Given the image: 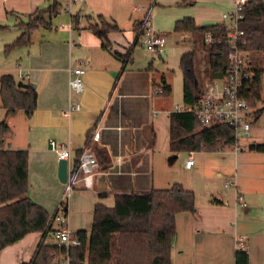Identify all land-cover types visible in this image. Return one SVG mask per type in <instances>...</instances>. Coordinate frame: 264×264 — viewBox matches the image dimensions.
<instances>
[{"label":"crops","instance_id":"obj_1","mask_svg":"<svg viewBox=\"0 0 264 264\" xmlns=\"http://www.w3.org/2000/svg\"><path fill=\"white\" fill-rule=\"evenodd\" d=\"M45 1L14 0L15 6L3 7L5 15L16 12L13 15L20 22L48 9L49 18L34 30L28 45L0 60V75L10 73L17 82L32 85L37 93L36 109L30 117L20 110L7 117L9 132L0 148L27 150V195L46 211H54L61 200L63 184L57 178L58 160L49 140L68 144L71 160H75L88 132L98 128L100 140L94 144V151L99 167L92 179L93 187L75 188L62 213L64 225L70 231L89 232L94 206L112 208L115 194H142L151 188H169L179 183L169 176L161 183L158 174L166 171V162L170 164L181 152H187L182 168L193 169L195 162L186 168L185 161L193 158L196 151H170L169 130L170 112L178 106H191L183 104L179 66L181 55L188 51L181 50L175 56L167 50L165 55H151L148 59L135 56L136 47L127 50L134 44V25L141 16L140 11H132V5H145L148 0H84L73 14L67 13L68 3L61 13L59 0H51L43 9L40 6ZM157 5L179 16L174 23L191 17L197 26H205L224 23L222 14L231 11L232 0H211L206 8L197 6V0H159ZM99 16L117 27L107 34L106 49L90 29L98 23ZM154 26L168 44L170 34L155 23ZM127 28L130 29L125 31ZM127 52L128 60L123 64L121 57ZM74 68L85 71L81 93L69 88L70 70ZM175 70V81L171 83L168 73L175 74ZM163 84L171 88L169 95L157 93ZM74 103H79L80 109L64 115ZM3 117L0 105V121ZM237 175L235 169L227 177L236 186L224 184L233 189L232 195L213 193L206 186L204 195L198 197L194 186L185 188L194 192L195 208L175 215L171 264H234L239 248L248 253V264H264V220L257 215L264 202V174L257 175L255 184L248 187L237 184ZM56 214L54 211L50 219ZM54 221L52 228H59L60 222ZM41 235L30 232L4 247L0 264L29 262ZM239 238L241 247L237 246ZM57 263L58 258L52 264Z\"/></svg>","mask_w":264,"mask_h":264},{"label":"trees","instance_id":"obj_2","mask_svg":"<svg viewBox=\"0 0 264 264\" xmlns=\"http://www.w3.org/2000/svg\"><path fill=\"white\" fill-rule=\"evenodd\" d=\"M48 12L49 9L37 11L35 15H29L26 22L18 23L22 31L11 44L5 45L4 52L28 45L32 33L44 23ZM241 15L239 28L244 32L245 43L240 48L248 52L253 89L259 91L264 75V0H249ZM98 20L90 29L106 49L107 34L117 27L100 16ZM134 26L135 29L137 24ZM226 30L225 23L197 26L191 17H183L174 23L175 34L199 36L207 55V66L202 74L194 50L180 57L183 104H196L203 82L223 76L230 51L223 43ZM207 35L213 39L212 43L204 42ZM127 54L121 57L123 64L128 60ZM162 86V94L169 95L171 88L165 84ZM36 99L37 93L32 85L18 87L12 74L0 75V105L4 110L0 121V143L9 132L7 117L18 110L30 117L36 109ZM169 121L172 152L223 150V146H232L236 141L235 133L229 127L215 124L204 128L188 111L170 112ZM249 149L264 153V143L250 144ZM27 160L25 149L0 148V251L30 232H40L41 239L33 257L23 264H52L64 255L66 249L47 242L53 230L52 219L27 195ZM194 208V192L180 183H173L166 189L151 188L142 194H115L112 208L100 204L94 206L89 232H75L81 243L69 247L70 264H171L175 215L192 212ZM234 264H248V253L244 249L235 252Z\"/></svg>","mask_w":264,"mask_h":264},{"label":"built area","instance_id":"obj_3","mask_svg":"<svg viewBox=\"0 0 264 264\" xmlns=\"http://www.w3.org/2000/svg\"><path fill=\"white\" fill-rule=\"evenodd\" d=\"M7 0H1L6 2ZM84 0H68V10L72 3L83 2ZM249 0H232V7L229 13L222 14L226 23V32L223 43L229 46L228 66L221 78L205 80L199 89V99L193 106L175 107L176 111H188L193 114L198 123L204 127L215 124H223L235 133L236 141L234 149L239 150L238 140L240 136L247 137L252 120H257L264 114V85L258 90L253 89L252 73L249 68L248 52L240 47L244 44V32L239 28V20L242 18L241 11ZM159 0H148L145 5H132V11H140L141 16L135 28V42L133 47H143L150 55L160 56L165 53L167 39L153 27V10ZM205 43L213 42L210 35L204 39ZM84 69L74 68L70 70L69 88L72 92L81 93L83 90L82 75ZM163 87L157 89V93H163ZM80 109L79 103L70 104L63 113L69 114L71 111ZM100 140L98 128H92L88 132L85 142L80 149V153L75 160H71V147L68 144L57 143L50 139V149L56 154L57 160H66L67 174L66 182L63 183L61 200L58 204L57 212L63 213L64 203L75 188L91 189L92 179L96 174L99 164L95 156L94 144ZM193 158L185 161V167L193 165ZM228 186H236L231 182ZM241 201V198H239ZM244 205L243 201L240 202ZM64 215V214H63ZM63 215L57 217L60 222L59 228H53L49 234L48 242L60 247H65L66 252L57 264H70L68 249L71 246L80 245L81 241L75 233L70 231L64 224ZM55 217V218H56ZM51 226L53 225V220ZM238 247L242 246L241 238L238 239ZM242 249V248H239Z\"/></svg>","mask_w":264,"mask_h":264},{"label":"rangeland","instance_id":"obj_4","mask_svg":"<svg viewBox=\"0 0 264 264\" xmlns=\"http://www.w3.org/2000/svg\"><path fill=\"white\" fill-rule=\"evenodd\" d=\"M13 2L14 0H7L4 4L0 2V60L4 59L3 56L8 57L13 51L21 48H15L9 53L4 52L5 45L11 44L19 36L18 31H20V33L22 31V29L17 26L20 21H17V19L13 15L16 14V12H9L5 15L3 11L4 5L6 8L15 6ZM50 2L51 0H46L40 7L44 9L50 4ZM59 3V11L61 13H64L63 8L65 4L68 3V0H59ZM135 3L139 4L138 2ZM209 3H211V0H197V6L199 7L203 6L206 8ZM80 6L81 3H72L70 6V10L67 11V13L73 14V12H75ZM17 10L19 11V9ZM177 17L179 16L175 15L171 10L166 11L164 7L156 5L153 10V27H155V23V25H157L161 31L170 34V36L168 37L169 42L167 44L165 54L167 50L171 51V53L175 56H177V53H179V51L181 50H194L197 56V66L202 74L203 68L207 66V55L203 48L202 39L199 36H191L189 34L179 36H177V34H174L173 24L174 20ZM48 18L49 14H45L46 22H48ZM129 29L130 28H127L125 29V31ZM177 39H180V41L176 44L175 41ZM130 48H132V45H129L127 50H129ZM134 55H143L148 59H150L151 57L150 53H148L143 47L140 46H137L135 48ZM176 74L177 71L175 72V74L174 72L168 73L171 83L175 79ZM262 84L264 85V75L262 77ZM171 100L172 99L167 100L169 105H171ZM172 101L174 104V98ZM177 102H179V100ZM253 143H264V114H262L259 119L251 121L249 135L247 137H239L237 144L239 150H235V146L232 145L223 146V150L196 151L192 154L195 164L191 171H185L182 168V164L187 157V152H181L176 159H172L170 161V164L168 163V161L166 162V171L164 170L163 173L158 171V173L160 172L158 174V178L159 180H162L161 183H163L165 181V178L169 176L175 179V181H180V184L183 183L182 186L184 188L194 186L195 189H193V191L198 197H202L204 195L206 186L210 187L213 193H217L219 191L221 193L226 192V195L229 193H231L232 195L233 189L224 187V184L229 182L227 177L231 171L237 169V184L239 182L243 187L253 186L255 184L256 176L264 174V153L250 150L249 145ZM58 204L59 203L56 204L54 211L57 210ZM47 210L49 217L51 218L54 211L51 210V208H48ZM61 215L62 213L59 211L57 217H60ZM257 215H259L260 218L264 220V202H262L261 209L258 211ZM57 217L54 221L55 224L59 223V221L56 220ZM59 260L60 257L58 258V261Z\"/></svg>","mask_w":264,"mask_h":264},{"label":"water","instance_id":"obj_5","mask_svg":"<svg viewBox=\"0 0 264 264\" xmlns=\"http://www.w3.org/2000/svg\"><path fill=\"white\" fill-rule=\"evenodd\" d=\"M18 87H27V84H24L21 81L17 82ZM67 162L66 160H59L58 161V168H57V178L60 183H65L66 182V174H67Z\"/></svg>","mask_w":264,"mask_h":264}]
</instances>
